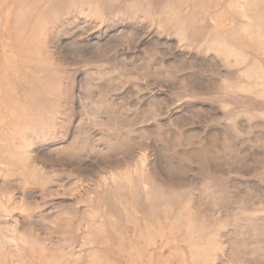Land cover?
<instances>
[{
  "label": "rangeland",
  "instance_id": "rangeland-1",
  "mask_svg": "<svg viewBox=\"0 0 264 264\" xmlns=\"http://www.w3.org/2000/svg\"><path fill=\"white\" fill-rule=\"evenodd\" d=\"M0 264H264V0H0Z\"/></svg>",
  "mask_w": 264,
  "mask_h": 264
}]
</instances>
